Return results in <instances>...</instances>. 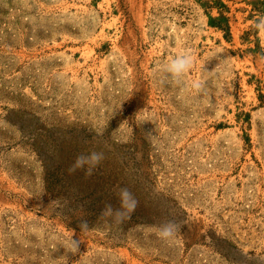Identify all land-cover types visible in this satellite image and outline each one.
<instances>
[{
    "label": "rangeland",
    "instance_id": "obj_1",
    "mask_svg": "<svg viewBox=\"0 0 264 264\" xmlns=\"http://www.w3.org/2000/svg\"><path fill=\"white\" fill-rule=\"evenodd\" d=\"M260 14L264 0H0V264H264ZM184 51L180 83L157 71ZM92 150L94 174L70 175ZM122 187L139 206L117 225L100 212ZM170 212L186 223L165 242Z\"/></svg>",
    "mask_w": 264,
    "mask_h": 264
},
{
    "label": "clouds",
    "instance_id": "obj_2",
    "mask_svg": "<svg viewBox=\"0 0 264 264\" xmlns=\"http://www.w3.org/2000/svg\"><path fill=\"white\" fill-rule=\"evenodd\" d=\"M252 27L261 34H264V14L258 15L252 22ZM194 64V59L191 52L184 51L174 57L170 58L161 68L157 71L170 77L177 83L182 81V78L190 72ZM203 88V81L194 80L191 83V89L195 93H199ZM105 156L103 152L92 150L87 154H78L74 161L68 166L67 172L72 175L78 170H83L85 178H89L94 174L95 169L101 164ZM115 194L118 197L119 207H113L111 203H106L100 212L102 218H109L117 225H122L126 221L132 218V214L139 206V201L135 198L134 194L127 188H117ZM58 201L52 200L50 204H57ZM67 203V200H65ZM170 216L173 218L166 219L157 226V237L165 242L174 241L181 229L185 226L184 221L175 219L174 213L170 212ZM80 230L86 232L89 230V225L86 219L79 218ZM75 230L68 235L66 244L63 245L67 251L72 254H76L79 251V245L83 242L81 239H73ZM65 264H67V258H65Z\"/></svg>",
    "mask_w": 264,
    "mask_h": 264
},
{
    "label": "trees",
    "instance_id": "obj_3",
    "mask_svg": "<svg viewBox=\"0 0 264 264\" xmlns=\"http://www.w3.org/2000/svg\"><path fill=\"white\" fill-rule=\"evenodd\" d=\"M222 16H223V14H222ZM224 19H225V23H223L222 21L218 20L217 18H212L211 19V24L226 30L227 31V35H231V25H230V23L228 21V18H224ZM260 97L262 99H264V94L261 93Z\"/></svg>",
    "mask_w": 264,
    "mask_h": 264
}]
</instances>
